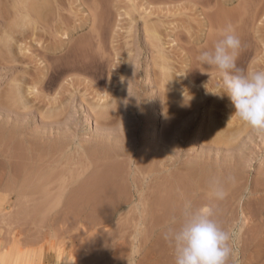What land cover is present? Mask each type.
<instances>
[{
  "label": "rangeland",
  "instance_id": "obj_1",
  "mask_svg": "<svg viewBox=\"0 0 264 264\" xmlns=\"http://www.w3.org/2000/svg\"><path fill=\"white\" fill-rule=\"evenodd\" d=\"M219 1L225 5L209 0H0V264L174 263L163 230L148 239L136 227L147 220L139 217L141 206L147 208L152 195L161 194L165 175H143L137 168L145 171L154 164L158 169L166 162L184 182L189 179L182 167L217 151L224 165L221 176L237 168L235 184L223 201L206 192L203 197L211 201L218 223L234 230L238 264H264V218L252 198L257 186L264 187V135L231 117L227 96L207 93L218 91V73L197 59L208 50L211 36L222 38V25L223 30L236 23L241 49L248 52L237 66L264 68V0ZM245 4H255L256 11L250 8L244 16ZM197 135L202 138L193 144ZM111 168L118 171L119 184L127 186L123 199L128 195L129 202L118 200L116 206V199L119 207L111 211L108 203V217L104 211L105 216L87 213L93 204L85 200L78 203L79 210L85 209L81 214L77 206L74 213L69 210L73 200L82 201H70L69 195ZM200 171L207 175V167ZM202 175L208 181L213 176ZM186 181V196L194 198L196 183Z\"/></svg>",
  "mask_w": 264,
  "mask_h": 264
},
{
  "label": "clouds",
  "instance_id": "obj_2",
  "mask_svg": "<svg viewBox=\"0 0 264 264\" xmlns=\"http://www.w3.org/2000/svg\"><path fill=\"white\" fill-rule=\"evenodd\" d=\"M241 47L240 38L228 25L214 48L202 50L197 59L218 73V91L213 94L228 97L233 108L231 117L264 135V68H239ZM234 184L235 177L231 175L214 176L209 182L208 197L223 201ZM162 238L173 250L174 264H238L235 232L218 223L210 204L194 208L191 200H184L179 216H173L164 226Z\"/></svg>",
  "mask_w": 264,
  "mask_h": 264
},
{
  "label": "bare ground",
  "instance_id": "obj_3",
  "mask_svg": "<svg viewBox=\"0 0 264 264\" xmlns=\"http://www.w3.org/2000/svg\"><path fill=\"white\" fill-rule=\"evenodd\" d=\"M215 3V4H221V3H225V2H220L219 0H209V3ZM225 5V4H224ZM246 5V4H245ZM213 6V5H212ZM215 7H216V5H214ZM222 6V5H221ZM220 6V7H221ZM218 7V6H217ZM248 7V8H247ZM256 7V5L254 4V6H253V4L251 5V4H247L246 5V7H244L243 6V9L244 10H242L243 11V13L241 12V14H243L244 16L246 15L244 12H246L248 9L250 10V8H252V9H254ZM247 8V9H246ZM255 9H257V8H255ZM254 9V11H256ZM223 13V12H222ZM221 13V14H222ZM214 15V14H213ZM212 15V16H213ZM222 15H224V13L222 14ZM221 15V16H222ZM224 18L226 17V16H223ZM250 21V20H249ZM254 20H252V21H250V22H253ZM94 22V21H93ZM249 22V23H250ZM233 23V22H232ZM222 25V24H221ZM230 25H232L231 27L234 29V31H236L237 30V32H238V27H237V25H236V23L235 24H230ZM236 25V26H235ZM223 26V25H222ZM221 26V28H223ZM211 27H212V29H214L215 30V27L213 26V25H211ZM94 28V27H93ZM218 28V27H217ZM220 28V27H219ZM219 28H218V31H219ZM220 28V31L222 32L223 30ZM236 28V29H235ZM96 29V28H95ZM211 29V30H212ZM93 32V31H92ZM94 32H95V30H94ZM237 32H236V34H237ZM213 33H214V31H213ZM212 33V34H213ZM156 34V33H155ZM212 38V40H210L211 41V43H209V48H208V50H211V49H213L214 48V45H215V43L218 41L217 39H216V37L214 36H211ZM156 38V37H155ZM159 38V39H158ZM158 38H156V39H158V40H160L161 38L160 37H158ZM155 39V40H156ZM158 40H156V41H158ZM162 41V40H161ZM160 41H158V43H159ZM157 44V43H156ZM160 44V43H159ZM81 45V44H80ZM157 46V45H156ZM162 45H158V47H161ZM242 48V47H241ZM246 48V47H245ZM159 49H161V48H159ZM158 49V50H159ZM8 50V49H7ZM26 50H22V52H25ZM69 51V50H68ZM82 51V50H81ZM4 53V52H3ZM2 53V54H3ZM160 54H161V52H160ZM0 55H1V53H0ZM250 55V54H249ZM74 56V55H73ZM162 56H163V54H162ZM247 56H248V52H246L245 50H243V49H241L240 50V52H239V56H238V59H237V64H240V62L241 61H244V58L246 59L247 58ZM85 59V58H84ZM247 60V59H246ZM84 63V62H83ZM93 63V62H92ZM74 64V63H73ZM69 66V65H68ZM97 66V65H96ZM93 67V66H92ZM89 68V67H88ZM163 68V67H162ZM167 67H165V68H163V70L164 69H166ZM69 69V68H68ZM57 70V69H56ZM209 71L211 72H213V73H215L216 74V70L214 69V68H210L209 69ZM166 76V75H165ZM167 77V76H166ZM217 80H218V77H217ZM213 83H214V81H213ZM214 85V84H213ZM212 85V86H213ZM217 86V85H216ZM216 86H214L215 87V90H216ZM35 88V87H34ZM33 88V89H34ZM213 89L214 88H210V90H208V94H213L214 93V91H213ZM0 90H1V88H0ZM32 90V89H31ZM204 96V95H203ZM216 96V95H215ZM211 98H212V96H211ZM151 104V103H150ZM183 111H184V109H182ZM177 113V112H176ZM179 115V114H178ZM177 116V115H176ZM229 118V117H228ZM56 122V121H55ZM58 122V121H57ZM56 122V123H57ZM228 123V122H227ZM155 129V128H154ZM153 129V130H154ZM182 129V128H181ZM156 130H157V128L154 130V131H152L153 133H151L153 136H157L156 135ZM186 132H184V134H185ZM184 134H182V137L184 136ZM186 135V134H185ZM188 135V134H187ZM15 137V136H14ZM152 137V136H151ZM179 137V136H178ZM181 136L179 137V138H182ZM13 138V137H12ZM185 138V137H184ZM202 137H201V135H197L196 137H195V140L193 141V144L195 143H197V142H199V140L201 139ZM11 139V138H10ZM183 139V138H182ZM8 140V139H7ZM0 141H1V139H0ZM12 144H14V143H12ZM16 144V143H15ZM18 144V143H17ZM22 144V143H21ZM103 144V143H102ZM99 145H100V143H99ZM23 146V145H22ZM30 146V145H29ZM32 147V146H31ZM21 148H23V147H21ZM14 149V148H13ZM16 149V148H15ZM14 149V150H15ZM20 149V148H19ZM214 149V148H213ZM32 150H33V148H32ZM22 151H23V149H22ZM26 151V150H25ZM43 151V150H42ZM213 151V150H212ZM222 151V150H221ZM45 152V151H44ZM52 152V151H51ZM55 152V151H54ZM20 153V152H19ZM32 153V152H31ZM216 153V152H215ZM15 154V153H14ZM23 154H25V153H23ZM35 154V153H34ZM33 154V155H34ZM53 154V153H52ZM106 154V153H105ZM10 155V154H9ZM22 155V154H21ZM32 155V156H33ZM109 155V154H108ZM216 155L217 156H215V157H206V158H203V159H197L196 160V162H194L195 163V165L193 166V165H189L190 167H188V168H186V167H182V168H185L186 170V174H185V176H187L188 177V179L190 180V178L191 179H193V181H195V186H194V189H195V196H194V193H193V196H194V198L193 197H191V198H189L188 196H186L188 193H186V191L188 190V186H186L187 185V183H186V185H185V181L183 182V175H182V177L181 176H179V175H173V173H172V171H173V169H172V171H170L168 168H167V164L166 165H164V164H162V165H160V166H158V167H160V168H158V169H156L157 167H155V165L153 164V165H150L149 166V168H145V171H143V168H137L138 169V172H143V175H144V172L146 173V174H148V175H151V174H154L155 175V173L157 172H159V174L160 175H165V186L163 185V184H161V182H160V186L162 187V186H164L163 188V190H162V188H161V194H159L158 192H157V194L155 193L154 195H152V203L146 208V203H144L142 206H141V209H140V214H139V217L140 218H145V219H147L145 222H139V224H137V228H140V229H142V231H144L145 233H147V238L149 237H151V236H148V234H150L151 233V235H152V232H159V231H161V230H163L164 229V226L166 225V223L173 217V216H179V211H180V208H181V206H182V204H183V201L184 200H191L192 201V203H193V207L194 208H198V207H200V206H202V205H206V204H208V202H211V201H208L206 198H204L203 196H204V194H205V192H206V194L208 195V191H209V182L210 181H208L209 180V178H208V180H207V178L206 179H204V177H202L203 175L202 174H204L205 175V177H207V175H208V170L210 171L211 170V173H209V177H210V175H213V176H211V177H214V176H221V173H222V171H224V165L221 163V159L219 158V156L218 155H220V153L217 151V153H216ZM35 156V155H34ZM41 156V155H40ZM43 156H46V155H43ZM4 157V156H3ZM15 157V156H14ZM20 157V156H19ZM26 157V156H25ZM168 157V156H167ZM167 157H165V158H167ZM32 158H35V157H32ZM149 158V157H148ZM152 158V156L149 158V164H150V161L152 160L151 159ZM164 158V159H165ZM225 158V157H224ZM223 158V159H224ZM229 158V157H228ZM11 159V158H10ZM17 159V158H16ZM41 159V158H40ZM45 159V158H44ZM170 160L172 159V157L171 158H169ZM220 159V160H219ZM226 159V158H225ZM231 159V158H230ZM13 160V159H12ZM58 160V159H57ZM166 160V159H165ZM173 160V159H172ZM48 161V160H47ZM56 161V160H55ZM147 161H148V159H147ZM162 161H164L163 159H162ZM161 161V162H162ZM194 161V160H193ZM14 162V161H13ZM24 162V161H23ZM40 162V161H39ZM51 162V161H50ZM174 160L172 161V163H171V161H170V165H174ZM220 162V163H219ZM26 163V162H25ZM52 163V162H51ZM63 163V162H62ZM178 163V162H177ZM11 164V163H10ZM19 165V164H18ZM44 165V164H43ZM42 165V166H43ZM45 165H47V164H45ZM176 166H177V164H175ZM229 165V164H228ZM15 166V165H14ZM31 166V165H30ZM116 166V165H115ZM207 167V175L203 172V173H201V171L200 170H202V167ZM232 166H234L233 164H232ZM231 166V167H232ZM16 167V166H15ZM26 167V166H25ZM25 167H21V168H24L25 169ZM34 167V166H33ZM39 167H41V166H39ZM54 167V166H53ZM62 167V166H61ZM60 167V168H61ZM107 167V166H106ZM110 167V166H109ZM113 167V166H112ZM121 167V166H120ZM174 168H176L175 166H173ZM178 167H180V166H178ZM229 167V166H228ZM14 168V167H13ZM32 168V167H31ZM30 168V169H31ZM59 168V167H58ZM116 167H113V169H115ZM171 168V167H170ZM182 168L181 169H179V168H177V169H179L178 171H180V170H182ZM209 168V169H208ZM235 168V167H234ZM19 168H17V170H18ZM29 169V170H30ZM33 169V168H32ZM112 169V168H111ZM113 169L112 170H109V174L107 173V172H102V173H104L103 175H101V174H99V177L100 176H103V178L102 177H100V178H98L97 180L95 179V177H98L97 175H96V173H94L96 176L93 178V179H95L94 181H93V179L91 180V181H93L92 182V184L90 185V180H89V183L87 182V185L88 186H86L85 187V185H86V182H85V185H84V183H82L83 185L81 186V184L79 185V187H75L74 189H75V191L73 192V193H71L70 192V190H69V192L71 193V195H69V199H70V201H72L71 199H73L72 197H74L75 199L78 197L80 200H82V201H78L79 199L77 198V203H76V200H73L72 202H74L73 203V208L72 207H70V206H72V205H70L69 207H70V209L69 210H71V209H73V213L75 212V210L76 209H78L77 211H76V214H81V213H79V211H81L82 212V210H83V206L80 208V210H79V207L81 206H79L78 205V203L79 204H82L81 202H83V200H85L86 202H85V205L87 204V202L88 203H92L93 204V207H90L91 208V210H92V212H90V211H88L87 213H93V212H98V215H100V214H103V216H107V214H106V212H105V210L106 211H108L109 209H110V211L112 210V208H113V206H114V204L116 203V199H117V203H118V200H120V201H122V200H124L123 198L125 197V195L126 194H128V192L126 191V190H128V189H126V187L127 186H124L125 188H123V185L121 186L120 184H119V182H120V180H119V178L117 177V174H118V171L116 172V173H114V171H113ZM205 170H206V168H204ZM236 169L237 168H235V171H236ZM29 170H28V172H29ZM40 170H42V169H40ZM115 170H117V169H115ZM176 170V169H175ZM101 171H103V169L101 170ZM136 171V170H135ZM184 170H182V172H183ZM232 171V170H231ZM235 171H233V175L234 176H236L237 175V172L235 173ZM17 172V171H16ZM31 172V171H30ZM44 172V171H43ZM84 172V171H83ZM119 172H121V171H119ZM137 172V171H136ZM173 172H176V171H173ZM181 171H180V173H182ZM15 173V172H14ZM42 173V172H41ZM56 173V172H55ZM59 173H61L60 171H59ZM59 173H58V175H59ZM67 173V172H66ZM78 173V172H77ZM76 173V174H77ZM112 173V174H111ZM130 173V172H129ZM156 173V174H157ZM36 174V173H35ZM43 174V173H42ZM51 174V173H50ZM114 174V175H113ZM115 174H116V176H115ZM119 174H121V173H119ZM137 174H139V173H137ZM158 174V175H159ZM179 174V173H178ZM236 174V175H235ZM17 175V174H16ZM26 175H28V174H26ZM73 175V174H72ZM80 175V174H79ZM78 175V176H79ZM105 175V176H104ZM168 175V176H167ZM231 176H233L232 174H230ZM36 176V175H35ZM40 176V174L38 175V178H40L39 177ZM75 176V175H74ZM120 176V175H119ZM156 176V175H155ZM223 176V175H222ZM239 176V175H238ZM13 177V176H12ZM15 177V176H14ZM25 177V176H24ZM47 178L46 179H44V180H47L48 179V177H49V175L48 176H46ZM57 177V176H56ZM80 177V176H79ZM125 177V176H124ZM187 177H186V179H187ZM190 177V178H189ZM210 177V178H211ZM3 178V177H2ZM26 178V177H25ZM33 178V177H32ZM31 178V179H32ZM76 178H77V176H76ZM118 180H117V179ZM122 178V177H121ZM13 179V178H12ZM59 180H60V178H58ZM70 179V178H69ZM164 179H163V181H164ZM187 179V180H188ZM237 179H238V177H237ZM51 180V179H50ZM54 180V179H53ZM61 180H63V179H61ZM75 180V179H74ZM88 180V179H87ZM137 180V179H136ZM188 180V181H189ZM211 180V179H210ZM245 180V179H244ZM56 181V180H55ZM64 181H65V179H64ZM73 181V180H72ZM86 181V180H85ZM125 181V180H124ZM123 181V182H124ZM188 181H186V182H188ZM6 182V181H5ZM24 182V181H23ZM28 182H30V181H28ZM41 182V181H40ZM46 182V181H45ZM48 182V181H47ZM53 182V181H52ZM60 182H62V181H60ZM76 182L77 181H75V184H76ZM1 183V182H0ZM41 183H43V182H41ZM126 183V182H125ZM124 183V184H125ZM242 183V182H241ZM9 184H10V182H9ZM8 184V185H9ZM45 184V183H44ZM72 184H74V183H72ZM189 184V183H188ZM260 185H261V183H259ZM41 185V184H40ZM43 185V184H42ZM66 187L67 186H69V185H66V184H64ZM64 185H62L63 187H65ZM90 185V186H89ZM128 185V184H127ZM136 185V184H135ZM244 185V184H243ZM7 186V185H6ZM10 186V185H9ZM61 186V185H60ZM61 186V188L60 189H62L63 187ZM141 186V185H140ZM139 185H138V189H139V187H140ZM189 186H190V184H189ZM23 187V186H22ZM49 187V186H48ZM58 187V186H57ZM128 187H130V186H128ZM191 187V186H190ZM260 186H257V188H258V191H257V197H253L252 196V198L255 200V203H256V205L258 206V207H260V212H258L259 214H258V216H260L259 218H264V202L263 203H261V200H262V196H264V187H260ZM9 188V187H8ZM45 188V187H44ZM50 188V187H49ZM53 188V187H52ZM141 188V187H140ZM10 189V188H9ZM48 189V188H47ZM63 189H65L66 190V188H63ZM124 189H126L125 191H124ZM256 189V188H255ZM50 190V189H49ZM189 190H190V188H189ZM10 191V190H9ZM48 191V190H47ZM63 191V190H62ZM229 191V190H228ZM60 192V191H59ZM124 192H126V194H123ZM129 192H131V189H130V191ZM159 192H160V190H159ZM252 192V191H251ZM152 193V192H151ZM190 193V192H189ZM59 195V194H58ZM123 195H124V197H123ZM131 195V194H130ZM192 195V194H191ZM190 195V196H191ZM206 195V196H207ZM236 195V194H235ZM238 195V194H237ZM182 196V198H183V200H181V201H179V197H181ZM71 197V198H70ZM58 198V197H57ZM126 198H128V195L126 196ZM126 198H125V200H126ZM133 198V197H132ZM146 198V197H145ZM150 198H151V196H150ZM230 198V197H229ZM251 198V197H250ZM67 199H68V197H67ZM68 199V200H69ZM113 199H115V200H113ZM129 199V198H128ZM128 199L126 200V202H129L128 201ZM143 199V198H142ZM141 199V200H142ZM125 200H124V202H125ZM141 200H140V203H141ZM264 200V199H263ZM112 201V202H111ZM115 201V202H114ZM208 201V202H207ZM229 201V200H228ZM72 202H71V204H72ZM125 202V203H126ZM181 202V204L179 205V203ZM68 203H70V202H68ZM109 203V206H110V208L108 209V208H106V207H109V206H107V204ZM113 203V204H112ZM115 204L116 206L117 205H119V203L118 204ZM229 203V202H228ZM231 203V202H230ZM76 204V205H75ZM122 204H124L123 202H122ZM210 204V203H209ZM254 204V203H253ZM82 205H84V204H82ZM126 205V204H125ZM75 206H77L76 207V209H74V207ZM79 206V207H78ZM116 206H114V207H116ZM121 206V205H120ZM215 206V205H214ZM68 207V208H69ZM102 207V208H101ZM104 207V208H103ZM112 207V208H111ZM119 207V206H118ZM118 207H116V209L118 208ZM255 207V206H254ZM138 208H140V207H138ZM115 209V208H114ZM121 209L122 208H119L118 210H117V212H120L121 211ZM255 210H258V209H255ZM83 211H85V209L83 210ZM101 211L103 212H105V215H104V212L103 213H101ZM72 212V211H71ZM78 212V213H77ZM99 212H100V214H99ZM255 212V211H254ZM256 212V213H257ZM96 213H95V215H96ZM108 213V212H107ZM112 212H110V214H111ZM113 215V214H112ZM111 215V216H112ZM102 216V215H101ZM110 216V215H109ZM224 216V215H223ZM108 217V216H107ZM215 218H216V216H215ZM256 218V217H255ZM142 219V220H143ZM261 221H263V220H261ZM221 221H219V223H220ZM264 222V221H263ZM260 223V222H259ZM260 224H263V223H260ZM259 224V225H260ZM263 227H264V225H263ZM139 230V229H138ZM162 234V233H161ZM148 238V239H149ZM145 239V238H144ZM160 239V238H159ZM147 240V239H146ZM146 240H145V244L147 243L146 242ZM158 242V241H157ZM20 244V243H19ZM144 244V245H145ZM21 245V244H20ZM151 246L153 245V244H150ZM156 245V244H155ZM4 246V245H3ZM14 246H16V248H18V246H17V244L16 245H14ZM13 246V248H15ZM158 247V246H157ZM152 248V247H151ZM161 248V247H160ZM4 249V248H3ZM6 249V248H5ZM21 249V248H20ZM150 249V248H149ZM148 248H147V250H149ZM153 249V248H152ZM2 250V249H1ZM23 250V249H22ZM21 250V251H22ZM26 250V249H25ZM28 250V249H27ZM34 250V249H33ZM147 250H146V253H148L149 251V253H151V249L147 252ZM154 250V249H153ZM152 250V251H153ZM157 250V249H156ZM155 250V251H156ZM7 251V250H6ZM162 251V250H161ZM0 252H2V251H0ZM25 252V251H24ZM3 253V252H2ZM145 253V254H146ZM157 253V252H156ZM159 253V252H158ZM9 254H11V253H9ZM3 255V254H2ZM1 255V256H2ZM17 255V254H16ZM44 255V254H43ZM149 255H151V254H149ZM148 255V256H149ZM163 255H164V253H163ZM10 256V255H9ZM30 256H31V254H30ZM33 256H34V254H33ZM154 256V255H153ZM173 256V255H172ZM3 257V256H2ZM162 257V256H161ZM144 258H147V255H146V257H144ZM149 258H151V257H149ZM17 259V258H16ZM152 259V258H151ZM157 259V258H156ZM38 260V259H37ZM47 260V259H46ZM158 260V259H157ZM159 261V260H158ZM162 261V260H161ZM160 261V262H161ZM173 261V260H172ZM48 262V261H47ZM50 262V261H49ZM147 263H149V262H147ZM155 264H158V262L156 263V262H154ZM4 264V263H3ZM32 264H33V262H32ZM42 264V263H41ZM150 264V263H149ZM151 264H153V262L151 263ZM165 264V263H164ZM170 264H174V263H170Z\"/></svg>",
  "mask_w": 264,
  "mask_h": 264
}]
</instances>
